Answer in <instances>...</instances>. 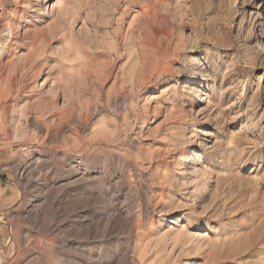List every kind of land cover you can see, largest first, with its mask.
<instances>
[{
  "label": "rangeland",
  "instance_id": "rangeland-1",
  "mask_svg": "<svg viewBox=\"0 0 264 264\" xmlns=\"http://www.w3.org/2000/svg\"><path fill=\"white\" fill-rule=\"evenodd\" d=\"M1 27L0 264H123L137 226L135 264H264V0H0Z\"/></svg>",
  "mask_w": 264,
  "mask_h": 264
},
{
  "label": "bare ground",
  "instance_id": "bare-ground-1",
  "mask_svg": "<svg viewBox=\"0 0 264 264\" xmlns=\"http://www.w3.org/2000/svg\"><path fill=\"white\" fill-rule=\"evenodd\" d=\"M4 32H6V34L8 35L7 37L8 38H12L11 36V29L8 28V27H1L0 28V36L1 34H3ZM31 50H32V53H35V43H32L31 45ZM2 63L0 62V65ZM115 81H116V77H115ZM71 104V103H70ZM68 104V107L69 109L67 110V114H68V117H64V119L66 121H69L72 123V125L74 126H79L83 123L82 119H84L85 122H88L89 119H90V116H93L91 115V108H90V105L87 106L85 109H81V112L76 114L74 113L73 111V107L72 105ZM75 110V109H74ZM82 114H84V116H81ZM65 122V121H64ZM94 141H96V138L94 139ZM90 142H93V140L87 138L86 141L84 142L86 145ZM143 160H140L139 162V165L142 166L143 165ZM138 165V164H137ZM135 165V166H137ZM184 167H181L180 169L183 170ZM130 172L132 171V169L129 170ZM23 175V174H22ZM127 175V174H126ZM125 175V176H126ZM132 175V174H131ZM149 178V177H148ZM151 180V178H149ZM129 178L125 177L123 180H122V185L125 184V185H128L129 183ZM152 181V180H151ZM146 182V181H145ZM119 184V183H118ZM130 184V183H129ZM152 185V184H151ZM145 190L149 193L150 190L146 189ZM126 195L129 196L130 192H131V189L130 187H128V189H126ZM153 191L151 190V193ZM31 210H34L35 211V214L38 212V207L36 206H32V209ZM103 213L105 216H107V222L105 224V228H108L110 231H112L114 228H115V223H120V222H125L124 219H122V216H121V212H120V209L117 207V204L116 202L114 201L113 204L111 205H107L105 204V206H103ZM106 218V217H105ZM131 233H134L136 235L135 237V240H133L132 242L128 243L126 246H127V249L125 250L126 254L124 256V259H123V264H135V260H134V257L133 256H130L128 255L127 253L128 252H134L138 249V246H137V235H139V228L137 226L135 232H131Z\"/></svg>",
  "mask_w": 264,
  "mask_h": 264
}]
</instances>
